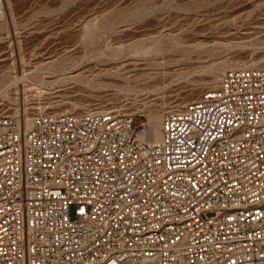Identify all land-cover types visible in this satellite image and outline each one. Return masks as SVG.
<instances>
[{
  "label": "built area",
  "instance_id": "1",
  "mask_svg": "<svg viewBox=\"0 0 264 264\" xmlns=\"http://www.w3.org/2000/svg\"><path fill=\"white\" fill-rule=\"evenodd\" d=\"M147 130L112 109L0 115V264H264V68Z\"/></svg>",
  "mask_w": 264,
  "mask_h": 264
},
{
  "label": "rangeland",
  "instance_id": "2",
  "mask_svg": "<svg viewBox=\"0 0 264 264\" xmlns=\"http://www.w3.org/2000/svg\"><path fill=\"white\" fill-rule=\"evenodd\" d=\"M246 67L264 68V0H6L0 115L112 109L160 125Z\"/></svg>",
  "mask_w": 264,
  "mask_h": 264
},
{
  "label": "bare ground",
  "instance_id": "3",
  "mask_svg": "<svg viewBox=\"0 0 264 264\" xmlns=\"http://www.w3.org/2000/svg\"><path fill=\"white\" fill-rule=\"evenodd\" d=\"M157 47H155V48H157ZM159 49H162V48L159 47ZM131 53L134 55L135 58H142V57H149V56L152 57V55H159L161 53V51L158 49L152 50V49H146L145 47H141V48L133 49V51ZM63 113H67V111H64ZM53 114H58V113H53ZM31 120L32 119H30L28 116H26V115L23 116L22 124H23V127L25 129H28L30 127ZM157 123H158L157 121L155 122V118H151V117L149 118L148 123H147L148 130H147L146 134H148L149 140H151L152 142H158L160 140V137H161L160 125H157ZM139 138L141 140H143L145 138V135L140 134Z\"/></svg>",
  "mask_w": 264,
  "mask_h": 264
}]
</instances>
